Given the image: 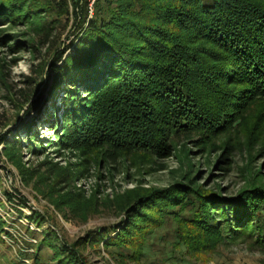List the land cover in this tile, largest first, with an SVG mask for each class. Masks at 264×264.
<instances>
[{
  "label": "rangeland",
  "instance_id": "1",
  "mask_svg": "<svg viewBox=\"0 0 264 264\" xmlns=\"http://www.w3.org/2000/svg\"><path fill=\"white\" fill-rule=\"evenodd\" d=\"M113 2L112 8L129 7V14L150 6L161 9L150 0ZM72 10L59 18L47 42L44 27L58 18L56 13L39 16L34 24L25 10L16 19H0V264H264V238L252 228L231 230L223 216L230 198L252 188L264 190V97L250 95L232 107L230 123L217 131L212 119L200 118L171 133L156 130L155 140L142 139L136 149L107 139L104 144L71 140V130L62 126L65 93L88 98L82 90L75 93L57 70L79 55L88 28L78 36ZM94 16L93 9L88 21ZM157 16L162 25L165 19ZM199 35L188 41L196 56L190 63L197 65V56L205 54L204 66L215 72L218 62L205 53L214 48L212 41ZM57 49L65 51L54 63ZM221 78V84L200 81L194 96L217 104L218 92L224 102L249 92L248 84L226 89ZM157 140L162 144H154ZM192 188L220 196L208 206L219 232L213 249L205 246L208 234L196 247L178 237L177 221L167 212L147 208L139 212L146 218L125 215L140 195L164 192L160 200ZM259 203L262 210L264 199ZM257 225L255 220L250 227ZM128 226L132 244L108 250Z\"/></svg>",
  "mask_w": 264,
  "mask_h": 264
},
{
  "label": "trees",
  "instance_id": "2",
  "mask_svg": "<svg viewBox=\"0 0 264 264\" xmlns=\"http://www.w3.org/2000/svg\"><path fill=\"white\" fill-rule=\"evenodd\" d=\"M150 1L151 5L158 2L160 11L150 6L129 14V7L112 8L113 0H96L95 16L88 21L90 0H0V19L4 16L16 19L25 10L34 24L39 16L56 13L58 18L44 27L46 42L61 23L59 18L70 15L71 6L78 36L88 24L78 44L79 55L57 68L59 76L69 81L75 93L82 90L88 97L81 99L71 95L72 91L65 93L68 102L62 126L71 130V140L100 139L99 143L104 144L107 139L109 143H125L136 149L142 139L155 140L151 135L156 130L171 133L179 127H189L190 119L202 122L200 118L212 119L210 126L217 131L230 123L232 107L237 109L250 95L264 97V0ZM158 14L165 19L159 26L162 19ZM196 35L212 41L214 48H206L209 52L205 53L211 56L209 61L218 62L215 72L204 66L205 54L197 56L200 61L197 65L191 64L196 56L190 52L188 41L196 39ZM64 51H54V63L62 59ZM221 76L227 82L224 88L233 83L248 84L245 86L249 92L224 102V95L216 91L217 104H207L194 96L193 87L199 88L200 81L221 84ZM163 193L138 196L125 215L146 218V214L140 213L147 208H155L156 214L167 212L177 221L178 237L194 246L202 240L201 235L208 234L205 246L213 249L219 241V232L210 219L208 206L220 196L204 195L192 188L157 200L167 196ZM180 196L182 200L176 201ZM260 198L264 199V190L258 188L230 198L223 213L228 227L237 233L252 228L251 232L264 238V208L259 209ZM175 206H179V211H173ZM255 220L258 225L250 227ZM129 227L122 230L123 239L113 241L108 250L132 244Z\"/></svg>",
  "mask_w": 264,
  "mask_h": 264
},
{
  "label": "water",
  "instance_id": "3",
  "mask_svg": "<svg viewBox=\"0 0 264 264\" xmlns=\"http://www.w3.org/2000/svg\"><path fill=\"white\" fill-rule=\"evenodd\" d=\"M94 2L95 1H92V0H90V3H89V13H91L92 11H93V6H94Z\"/></svg>",
  "mask_w": 264,
  "mask_h": 264
},
{
  "label": "built area",
  "instance_id": "4",
  "mask_svg": "<svg viewBox=\"0 0 264 264\" xmlns=\"http://www.w3.org/2000/svg\"><path fill=\"white\" fill-rule=\"evenodd\" d=\"M92 1H95V0H92Z\"/></svg>",
  "mask_w": 264,
  "mask_h": 264
}]
</instances>
